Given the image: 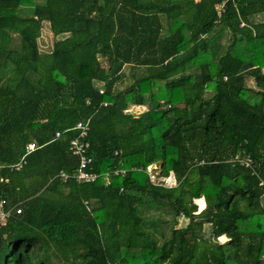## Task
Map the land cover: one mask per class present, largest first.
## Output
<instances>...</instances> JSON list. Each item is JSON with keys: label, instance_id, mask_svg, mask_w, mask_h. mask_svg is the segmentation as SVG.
<instances>
[{"label": "trees", "instance_id": "16d2710c", "mask_svg": "<svg viewBox=\"0 0 264 264\" xmlns=\"http://www.w3.org/2000/svg\"><path fill=\"white\" fill-rule=\"evenodd\" d=\"M81 120L100 176L63 182ZM151 164L177 185L152 184ZM0 165L22 206L0 264H264V0H0ZM144 211L172 215L161 242Z\"/></svg>", "mask_w": 264, "mask_h": 264}, {"label": "built area", "instance_id": "2783aa9c", "mask_svg": "<svg viewBox=\"0 0 264 264\" xmlns=\"http://www.w3.org/2000/svg\"><path fill=\"white\" fill-rule=\"evenodd\" d=\"M225 1L220 3L217 8L219 14H221L224 8ZM101 92H103L101 90ZM74 129L79 130L77 136L73 137L69 143V149L74 156L78 158V165L73 172H67L65 170H60L57 176L63 181L67 182L69 179H74L79 183H92L97 181L99 174L92 171L91 164L92 158L89 155L90 142L87 139L89 134V122L79 121L77 122ZM61 131L56 132V136H60ZM39 146L35 142H30L26 145V152L21 157V159L16 162L8 165L11 170H21L27 163V156L35 151ZM232 161L238 163L242 166L254 168V161L250 155L247 153H238L233 158ZM6 167L5 165H0V171ZM147 174L149 175L150 181L152 184L157 186H176L177 180L175 174L171 172L168 176H163L161 174V169L159 164H151L146 169ZM127 170L125 168H117L113 170L114 175L125 176ZM108 174H106V177ZM5 181H8V178H5ZM22 213L21 205L9 206L8 199L0 193V225H5L7 220L11 217L12 214Z\"/></svg>", "mask_w": 264, "mask_h": 264}, {"label": "rangeland", "instance_id": "374dc122", "mask_svg": "<svg viewBox=\"0 0 264 264\" xmlns=\"http://www.w3.org/2000/svg\"><path fill=\"white\" fill-rule=\"evenodd\" d=\"M37 1L41 2L42 0H37ZM57 38L58 37H56L52 32L49 22H44L42 30H41V35L38 38V45H39L40 51L42 53L50 52L53 48L54 41ZM223 41L224 43L227 42V35L223 37ZM19 44H20V37L18 34H15L14 35V47L18 48ZM129 70L130 68L126 67L125 73L128 74L130 72ZM125 81L126 83H128L130 80L126 78ZM247 84L254 85L253 79H249ZM212 93L213 92L211 91H207L206 96L210 97ZM146 109H147L146 105H143V106L130 105L128 111L135 113V114H139L145 111ZM142 215L147 221L146 224L144 225L145 228L149 230L150 232H152L160 242L169 235L170 229H171L172 215H160V214L152 213L148 211H144ZM163 220H166V222L168 223L167 224L164 223ZM187 223H188V219H186L185 217H179L178 227L185 226ZM207 229H208V226L206 227V231ZM219 240L224 242L227 239L219 238ZM52 261L54 264H68V263H65L63 259H58L55 256H52Z\"/></svg>", "mask_w": 264, "mask_h": 264}]
</instances>
